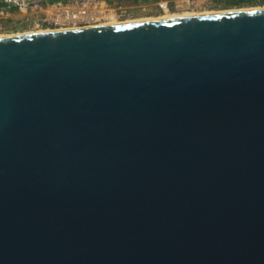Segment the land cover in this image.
I'll use <instances>...</instances> for the list:
<instances>
[{
    "label": "water",
    "instance_id": "95a60500",
    "mask_svg": "<svg viewBox=\"0 0 264 264\" xmlns=\"http://www.w3.org/2000/svg\"><path fill=\"white\" fill-rule=\"evenodd\" d=\"M0 264H264V8L0 37Z\"/></svg>",
    "mask_w": 264,
    "mask_h": 264
},
{
    "label": "rangeland",
    "instance_id": "374dc122",
    "mask_svg": "<svg viewBox=\"0 0 264 264\" xmlns=\"http://www.w3.org/2000/svg\"><path fill=\"white\" fill-rule=\"evenodd\" d=\"M237 0H123L110 5L103 14L87 16L74 23L52 25L44 22L38 13L21 14L18 11L0 14V37L35 33L43 31L65 30V28L109 25L113 21L124 23L145 19H160L164 16L200 15L240 9L264 8V0H249L247 3L235 4ZM254 2V3H253ZM233 5H228L232 4ZM98 9V8H96ZM10 19L11 21H6Z\"/></svg>",
    "mask_w": 264,
    "mask_h": 264
},
{
    "label": "built area",
    "instance_id": "2783aa9c",
    "mask_svg": "<svg viewBox=\"0 0 264 264\" xmlns=\"http://www.w3.org/2000/svg\"><path fill=\"white\" fill-rule=\"evenodd\" d=\"M9 7H13L14 11L21 14L30 12L38 13L44 22L56 25L59 23H74L82 21L87 16H92V11L96 14H103L108 11L110 6L103 0H68L55 1L40 5V0H2ZM98 8V9H96ZM7 11H0V14Z\"/></svg>",
    "mask_w": 264,
    "mask_h": 264
},
{
    "label": "trees",
    "instance_id": "16d2710c",
    "mask_svg": "<svg viewBox=\"0 0 264 264\" xmlns=\"http://www.w3.org/2000/svg\"><path fill=\"white\" fill-rule=\"evenodd\" d=\"M55 1H68V0H40L39 4L40 5H45L46 3H52V2H55ZM103 1H106L109 5H116V4H118L119 2H121L123 0H103ZM247 1H249V0H237V1H235V4H237V3L238 4H241V3L249 4V3H247ZM228 5H233V3L232 4H228ZM1 10L7 11V13H10V14L12 13V11H14L13 7H9L8 5L3 3L2 0H0V11ZM6 21H11V20L10 19H6Z\"/></svg>",
    "mask_w": 264,
    "mask_h": 264
},
{
    "label": "bare ground",
    "instance_id": "6f19581e",
    "mask_svg": "<svg viewBox=\"0 0 264 264\" xmlns=\"http://www.w3.org/2000/svg\"><path fill=\"white\" fill-rule=\"evenodd\" d=\"M240 10H243V9H240ZM197 15V14H196ZM180 16H191V15H180ZM174 16H164V17H160V19H164V18H172ZM145 20H149V19H145ZM142 21V20H141ZM130 22H135V21H130ZM125 23V22H124ZM108 24H120V23H117L115 21L111 22V23H108ZM99 26H102V25H99ZM87 27H95V26H87ZM74 28H77L75 26H73L72 28H65V30H70V29H74ZM78 28H86V27H78ZM63 30V29H62ZM54 31V30H52ZM57 31V30H56ZM35 33H38V32H35ZM24 34H31V33H24Z\"/></svg>",
    "mask_w": 264,
    "mask_h": 264
}]
</instances>
